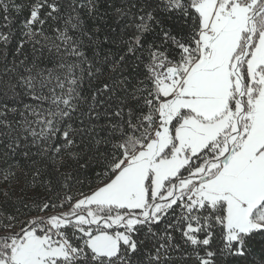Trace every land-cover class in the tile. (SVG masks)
<instances>
[{"label": "snow or ice", "instance_id": "1", "mask_svg": "<svg viewBox=\"0 0 264 264\" xmlns=\"http://www.w3.org/2000/svg\"><path fill=\"white\" fill-rule=\"evenodd\" d=\"M0 264H264V0H0Z\"/></svg>", "mask_w": 264, "mask_h": 264}]
</instances>
